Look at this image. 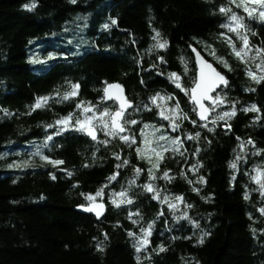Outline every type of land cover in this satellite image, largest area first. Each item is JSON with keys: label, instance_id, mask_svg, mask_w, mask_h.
<instances>
[{"label": "trees", "instance_id": "16d2710c", "mask_svg": "<svg viewBox=\"0 0 264 264\" xmlns=\"http://www.w3.org/2000/svg\"><path fill=\"white\" fill-rule=\"evenodd\" d=\"M33 3L34 8L24 7ZM221 5L228 6V0H0V264H264V215L259 211L264 197L250 179L255 166H264V153L252 154L264 150V84L247 75V66L220 37L227 31L220 27L226 21L219 12ZM112 19L117 23L111 24ZM84 27L86 33L78 38ZM248 27L250 44L264 47V24L250 21ZM156 32L160 33L158 39L169 42L167 48L153 47ZM230 35L241 47L238 37ZM69 41L76 44L74 48ZM80 43L82 55L46 59L49 53L76 51ZM190 46L210 62L214 48L232 67L229 71L215 61L229 81L227 88L218 91L221 96L226 93L228 102L216 112L230 111L235 102L237 114L227 122L231 131L225 130V121L211 123L215 113L208 123L209 128L215 127L214 132L193 125L192 105L167 79L168 73L176 72L185 87L191 86L195 65ZM181 58L188 64L187 74ZM105 82L123 85L134 103L126 117L140 122L130 126L138 143L142 144L139 129L146 123L163 124L162 131L185 140L184 158L166 153L158 173L162 176L171 169L174 179L158 178L154 184L169 195L183 196L176 215L187 211L188 217L174 219L166 205L140 187L148 182L149 165L134 154L135 146L129 149L118 139L109 145L98 144L73 127L56 134L59 118L69 113L82 118V109L76 107L80 101L92 102L100 110L114 109V104L101 103ZM72 84L80 85L78 96L62 103L49 100L46 107L28 114L37 97L54 96L57 91L63 95L72 90ZM157 93L173 95L191 117L176 132L167 127L168 122L160 118L149 99ZM166 103L174 107V101ZM252 104L260 111H243ZM137 107L139 111L134 110ZM196 132L201 133L198 140L186 139ZM50 135L53 139L47 140ZM103 139L99 133L98 140ZM249 139L255 147L247 143ZM37 151L40 155H33ZM113 153L128 159L129 165L117 169L121 161ZM44 155L64 163L53 166L42 159ZM237 155L246 157L238 163L239 170L229 166ZM28 159L35 165L24 166ZM197 161L203 166L193 172ZM10 164L21 167L9 168ZM133 166L145 171L130 187ZM115 172L119 173L117 179L109 182L107 178ZM183 172L187 179L181 176ZM104 185V194L96 197L107 205L103 219L74 210L76 205L88 203L85 195L95 196ZM122 189L128 190L133 203L116 207L112 194ZM162 209L163 217L156 219ZM137 211L139 216L128 219L129 213ZM154 219L150 244L137 252L136 239L128 232H136L138 238L140 229ZM161 245L164 251L159 250Z\"/></svg>", "mask_w": 264, "mask_h": 264}, {"label": "snow or ice", "instance_id": "6c2138e0", "mask_svg": "<svg viewBox=\"0 0 264 264\" xmlns=\"http://www.w3.org/2000/svg\"><path fill=\"white\" fill-rule=\"evenodd\" d=\"M73 3L76 0H72ZM35 3L29 5L26 4L24 7L26 9L34 8ZM233 6L236 9H242L244 13L247 14V18L249 19H260L261 23L264 24V0H228V6L221 5L219 7V12L226 17L225 23L221 24L220 27L222 29H226L227 31L221 32L220 37L227 41L231 47L232 53L235 57L243 62L247 68V75L256 81L257 83L264 84V47L259 45H251L249 32L251 31L248 25L245 23V16L239 15L238 12L233 10ZM117 21L115 19L111 20V24H116ZM109 24H104L103 27L105 29L109 28ZM230 33H234L236 37H238L239 42H241L242 46H237V41L232 38ZM252 35H258V33L252 32ZM160 37V33L156 32V35L153 37V40H156V44L153 46L154 48L165 49L168 47V41H161L158 39ZM264 43V41H262ZM191 47V46H190ZM207 50V46L205 48ZM193 53H195V63L196 69L195 74L191 80V86L185 87L182 82V77L180 74L176 72H170L167 74V79L175 85L177 89H179L183 94L187 97L188 102L191 103V112L199 117V121L196 119H191L187 112H184L180 107V101L175 99V97L171 94L167 96H161L160 93L150 97L152 104L158 109V115L161 117L163 121H167V127L171 128L173 132H176L180 129L181 123L184 120H190L193 125L205 128L208 132H214L215 127L209 128V114L215 113L212 116L211 123L215 126L218 121H225V130L231 131V124L227 123L234 116H236L237 111L235 107V102L231 104L230 111L216 112V109H220L221 105L227 103V95L225 93L224 96H221L217 89L221 91L224 88H227L229 85V81L227 77L215 66V61H219L225 68L229 71H232L231 65L227 62L223 57H219L215 53V49L209 53L213 57V62H209L205 59L201 53L196 49L192 48ZM54 53H49V58H54ZM163 61V57H160ZM35 62V61H34ZM181 62L184 64V72L187 74L189 72L188 64L181 58ZM254 66V68H253ZM152 67H155L153 65ZM259 73V74H258ZM163 75V73H160ZM143 82V81H141ZM104 89V96L101 97V103L107 100H113L116 105L113 108L104 107L101 111L97 105L92 104V102H84L80 101L77 103L76 107L82 109L84 113L83 118L77 116L75 113H69L65 117H61L56 121V125L59 127L56 130V134L59 135L61 132L67 130L69 127H73L75 131L81 132L88 137H90L93 141H97L98 144L109 145L112 140L122 141L125 146L129 149H132L135 146L134 154L140 160H144L147 162L149 167L147 168V177L148 182L140 185V187L147 193H151V198L153 200H158L159 203L167 206V209L172 212L174 219L180 220L182 218L188 217L187 211H184L182 215H176V210L179 208L180 203L184 202L183 196L177 195H169L166 191L162 190L158 186L154 184V181L159 179H164L166 181H172L174 179L169 173L171 169L164 170L162 176H158V173L161 172V165L165 161V154L171 152L173 158L179 154L181 159L184 158L187 149L185 148V140L181 139L179 135H168L164 129V125L161 124L160 127H156L153 124H144L143 128L139 129V136L142 139V144L138 143L137 135L133 133L130 128L131 125H139V121L137 120H129L126 117V112L129 108H133V104L130 100L127 99L126 96L123 95V86L118 83L108 84ZM79 84H72L71 91L65 92L63 95L60 94L59 91L55 93L54 96H42L37 97L35 104L31 107V111L28 113L31 114L32 111H36L37 109L44 108L48 105L49 100H56L58 103H62L66 100H69L73 97L78 96ZM247 91H255V89H247ZM163 101L164 103L158 102ZM167 101H174V107L169 108L167 105ZM205 101H211L210 105H206ZM87 104V106H85ZM145 109H148L149 112L152 111L151 108L147 104L143 105ZM135 111H139L140 109L134 108ZM6 115H12L8 112L7 109H3ZM243 111L251 112L257 111L260 109L257 105L252 104L249 107L243 109ZM89 113H91L89 115ZM259 119V117H257ZM75 120V124L72 125V121ZM200 122H203L202 124ZM47 127H53V125H47ZM148 130V131H146ZM98 132L103 133L105 139L98 140ZM201 133L196 132L193 134H188L186 136L187 140H198L200 138ZM111 138L108 139V138ZM47 140H52L53 137L47 136ZM239 140L240 138L237 137ZM210 143V141H209ZM248 144H252L255 147V142L251 139L247 141ZM47 146V145H45ZM241 149L244 148V142L241 141L240 144ZM183 149V151H181ZM200 149H195V152H199ZM264 153V150L256 149L252 154L259 155ZM33 155H40V152L37 151L33 153ZM113 156L116 160L121 161L115 167L120 169L121 167H125L129 165L130 161L128 159H121V155L119 153H113ZM42 159L50 162L53 166H59L64 163L62 160L51 159L49 156H42ZM246 159L245 156L237 155L235 160L230 162V167L232 169H238V163ZM27 166V165H24ZM87 167L88 165H84ZM203 165L197 161V164L192 165V171L197 172L198 167H202ZM9 168L12 167H21L19 164L8 165ZM66 171V170H65ZM145 169L139 166H133V178L128 181L129 186L131 187L136 182V178H138ZM252 172L255 174L252 175L250 173V179L259 185V191L262 197H264V166H255L252 169ZM68 176H72V172H67ZM119 175L118 172L113 173L107 179L109 182L117 179ZM181 176L187 179V173H181ZM55 179V175L52 176ZM235 180V176L233 177ZM199 181L201 183H206L203 177H199ZM189 184H192V180H188ZM107 185H104L100 188L95 196L92 194H82L85 195V199L89 202L88 206L80 205V207L85 208L86 211L94 212L97 217L102 215V212L105 208L103 203H96V197H100L104 194V188ZM193 191L199 192L198 188H193ZM112 204L116 207H120L122 204L131 205L133 203L132 198L128 195L127 189H122L121 192L116 193L113 192ZM115 197H120L119 200L115 199ZM248 193H245V199H248ZM187 207H192V205H187ZM260 213L264 215V207L259 209ZM139 216V212L129 213L128 219H132L133 216ZM164 211L163 209L157 213L156 219L163 217ZM133 223H138L137 220H134ZM156 223L154 219L151 223L148 224L147 228H141V236L137 238V233L134 231H129L128 235L136 239V243L134 247L137 252L141 249H145L147 245L150 244V239L152 235V229ZM255 231V230H254ZM208 235V233H205ZM105 236L107 234L105 233ZM203 237L200 238L199 243H203ZM99 247V246H98ZM102 250V249H100ZM160 251H164V246L161 245L159 248ZM139 260V256L137 257Z\"/></svg>", "mask_w": 264, "mask_h": 264}, {"label": "water", "instance_id": "95a60500", "mask_svg": "<svg viewBox=\"0 0 264 264\" xmlns=\"http://www.w3.org/2000/svg\"><path fill=\"white\" fill-rule=\"evenodd\" d=\"M192 48H196V47H194V46H191L190 47V52H191V55H192V57H193V61H194V65H195V69H196V63H195V59H196V57H195V53H193V51H192ZM197 49V48H196ZM198 50V49H197ZM199 51V50H198ZM200 52V51H199ZM201 53V52H200ZM201 55L205 58V59H207L202 53H201ZM208 60V59H207ZM209 61V60H208ZM113 83H118V82H113ZM113 83H108V84H113ZM118 84H120V83H118ZM121 85V84H120ZM107 86V85H106ZM105 86V87H106ZM123 86V85H122ZM104 87V88H105ZM219 89H217V91H218ZM123 95L124 96H126V89L124 88V86H123ZM103 96H104V92H103ZM127 97V96H126ZM110 102H113V100H107V101H104L103 102V104H108V103H110ZM190 103V102H189ZM132 104H133V102H132ZM191 104V103H190ZM205 104L206 105H210L211 104V101H205ZM131 108H129L128 110H127V112L130 110ZM126 112V113H127ZM196 116V115H195ZM210 116H211V113L209 114V119H210ZM196 120H198L199 121V117L198 116H196ZM200 123H203V122H200ZM85 135V134H84ZM98 135V134H97ZM86 137H88L87 135H85ZM91 141H93L90 137H88ZM60 171L61 172H63V170L62 169H60ZM96 203H102V202H100V201H95ZM88 204L89 203H87V204H78V205H76L75 207H74V210L75 211H77V212H79V213H83V214H91L96 220H101L103 217H104V215L106 214V206H105V208H104V210H103V212H102V215L101 216H99V217H97L96 216V214L94 213V212H89V211H86L85 210V208H82V207H80V205H84L85 207H87L88 206ZM104 204V203H103ZM105 205V204H104Z\"/></svg>", "mask_w": 264, "mask_h": 264}, {"label": "rangeland", "instance_id": "374dc122", "mask_svg": "<svg viewBox=\"0 0 264 264\" xmlns=\"http://www.w3.org/2000/svg\"><path fill=\"white\" fill-rule=\"evenodd\" d=\"M235 7V6H234ZM236 9V8H235ZM236 12H238V14L239 15H242V16H245V23L248 25L249 24V22L250 21H252V22H256V23H261V20L260 19H249V18H247V14L246 13H244L243 12V10L242 9H236ZM81 33H79L80 35L78 36V38L79 37H81L83 34H85L86 33V31H85V27L83 28V31H80ZM75 33H73V35H74ZM85 43H87V41H85ZM69 44H72V42L71 41H69ZM68 44V45H69ZM75 45L76 44H72V47L74 48L75 47ZM41 46H38L37 48H40ZM80 51L79 50H77V51H75V50H68V51H63V52H61L60 54H55V57H65V56H68V55H76V53H79ZM49 58V55H47L46 56V59H48ZM42 60V59H41ZM33 62H34V60H33ZM36 62H39V61H36ZM259 74V73H258ZM161 96H164V95H161ZM158 102H161V103H164L163 101H158ZM169 107V106H168ZM170 108V107H169ZM103 110V109H102ZM101 110V111H102ZM91 113H89V115H90ZM132 114V113H131ZM83 115H84V113H83ZM83 115H82V118H83ZM161 118V117H160ZM58 126V125H57ZM25 152V150H20V153L21 154H23ZM28 162H29V164L27 165V166H33V165H35V161L34 160H29L28 159ZM13 168H15V167H13ZM258 185V184H257ZM259 186V185H258Z\"/></svg>", "mask_w": 264, "mask_h": 264}, {"label": "bare ground", "instance_id": "6f19581e", "mask_svg": "<svg viewBox=\"0 0 264 264\" xmlns=\"http://www.w3.org/2000/svg\"><path fill=\"white\" fill-rule=\"evenodd\" d=\"M77 50H79L80 52H79V55H82V52H81V50H82V44L80 43V44H77V46H76V51ZM55 170H57L58 172H60V173H62L61 171H60V168H55ZM95 201H100V202H102V203H104L105 204V202H103L102 200H100V199H95ZM105 206H106V212H107V205L105 204ZM88 215H91V214H88ZM92 216V215H91ZM93 217V216H92ZM104 217H105V215H104ZM103 217V218H104ZM94 218V217H93ZM102 218V219H103ZM95 219V218H94Z\"/></svg>", "mask_w": 264, "mask_h": 264}]
</instances>
